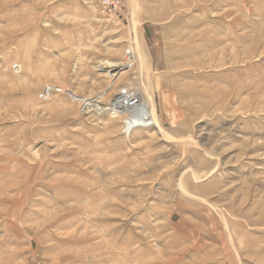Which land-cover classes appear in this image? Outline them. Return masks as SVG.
Listing matches in <instances>:
<instances>
[{"label": "rangeland", "instance_id": "obj_1", "mask_svg": "<svg viewBox=\"0 0 264 264\" xmlns=\"http://www.w3.org/2000/svg\"><path fill=\"white\" fill-rule=\"evenodd\" d=\"M0 264H264V0H0Z\"/></svg>", "mask_w": 264, "mask_h": 264}, {"label": "built area", "instance_id": "obj_2", "mask_svg": "<svg viewBox=\"0 0 264 264\" xmlns=\"http://www.w3.org/2000/svg\"><path fill=\"white\" fill-rule=\"evenodd\" d=\"M99 2L106 15L117 16L122 11V0H99ZM127 54L130 53L128 52ZM60 91L61 90L47 87L40 97L42 100H47L54 92ZM116 100L118 101L119 106L116 104ZM142 103V99L138 92L133 89L124 88L119 91L112 104L104 107V111L113 115H129L131 119L133 114H131L130 109H137ZM132 120L133 119H131V121ZM133 122L134 126H138L136 121L133 120L132 123Z\"/></svg>", "mask_w": 264, "mask_h": 264}, {"label": "bare ground", "instance_id": "obj_3", "mask_svg": "<svg viewBox=\"0 0 264 264\" xmlns=\"http://www.w3.org/2000/svg\"><path fill=\"white\" fill-rule=\"evenodd\" d=\"M131 52H130V56H131ZM130 58H134V54H132V56ZM126 65V64H125ZM120 66V64H119ZM112 67H116V66H112ZM98 102V101H97ZM116 104L119 106V103L118 101L116 100L115 101ZM88 103V102H87ZM93 103V102H92ZM96 104V103H95ZM89 106V105H87ZM92 106V105H91ZM90 106V107H91ZM97 106V104H96ZM90 107H87V108H90ZM95 107V106H94ZM92 108V107H91ZM98 108V107H97ZM99 109V108H98ZM102 109V108H100ZM122 110H124L123 108H121ZM90 110V109H89ZM103 110V109H102ZM96 111V110H95ZM94 111V112H95ZM100 111V110H99ZM131 111V114L132 117L131 119H133L134 121H136V124L138 126H143V127H147V126H150L154 123V119L151 117V115L149 114V112L147 111V107H146V104L142 103L137 109H130ZM93 113V112H92ZM151 113V112H150ZM136 114V115H135ZM151 119V120H150ZM132 120V121H133ZM132 121L130 120V126H129V130H131L133 127H134V122L132 123Z\"/></svg>", "mask_w": 264, "mask_h": 264}]
</instances>
